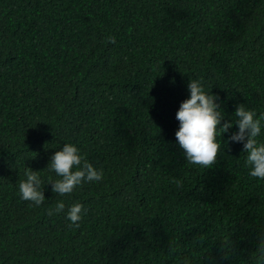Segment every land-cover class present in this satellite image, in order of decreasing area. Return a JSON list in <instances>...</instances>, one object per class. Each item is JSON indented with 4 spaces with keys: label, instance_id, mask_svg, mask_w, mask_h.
Segmentation results:
<instances>
[{
    "label": "trees",
    "instance_id": "16d2710c",
    "mask_svg": "<svg viewBox=\"0 0 264 264\" xmlns=\"http://www.w3.org/2000/svg\"><path fill=\"white\" fill-rule=\"evenodd\" d=\"M190 78L226 120L264 113V0H0V264H264V180L243 146L222 135L204 168L175 142ZM69 142L103 180L21 200L24 168Z\"/></svg>",
    "mask_w": 264,
    "mask_h": 264
},
{
    "label": "clouds",
    "instance_id": "9594fccd",
    "mask_svg": "<svg viewBox=\"0 0 264 264\" xmlns=\"http://www.w3.org/2000/svg\"><path fill=\"white\" fill-rule=\"evenodd\" d=\"M108 42L115 44L116 38L110 36ZM161 67V65H160ZM174 83V81H173ZM211 84L202 78H190L187 84L188 98L182 101L175 113L179 122L175 131V142L184 153L186 161L192 165L208 168L216 162L222 148L221 137L227 135L225 144H241L245 154V167L249 176L264 180V113L246 105H237L234 116L225 119L222 101L211 93ZM235 126V131H230ZM48 171L55 174L45 181L39 173ZM44 171L36 172L24 168L25 179L19 183V195L32 207L45 204L44 186L51 185V191L60 197L71 195L85 184L101 182L104 173L85 159L81 150L73 143H63L56 151ZM65 203L58 201L55 207H49L47 215L53 216L65 212ZM87 209L82 203H73L67 207L66 219L69 227H79ZM264 255V247L260 248Z\"/></svg>",
    "mask_w": 264,
    "mask_h": 264
}]
</instances>
